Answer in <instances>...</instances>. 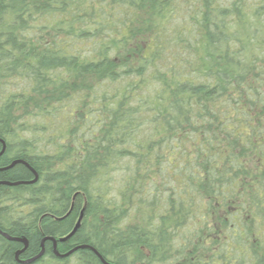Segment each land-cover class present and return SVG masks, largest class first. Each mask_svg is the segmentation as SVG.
I'll return each mask as SVG.
<instances>
[{
    "label": "trees",
    "instance_id": "1",
    "mask_svg": "<svg viewBox=\"0 0 264 264\" xmlns=\"http://www.w3.org/2000/svg\"><path fill=\"white\" fill-rule=\"evenodd\" d=\"M4 144L0 264H264V0H0Z\"/></svg>",
    "mask_w": 264,
    "mask_h": 264
},
{
    "label": "water",
    "instance_id": "2",
    "mask_svg": "<svg viewBox=\"0 0 264 264\" xmlns=\"http://www.w3.org/2000/svg\"><path fill=\"white\" fill-rule=\"evenodd\" d=\"M36 180V178L32 181V182H34ZM1 183H3V184H8V185H11V184H9V183H4V182H1ZM19 182H17V183H12V184H18ZM82 215H83V211L81 210L80 211V213H79V216H78V218H77V220H76V222L74 223V225H73V227H72V229H71V231L66 235V236H64V237H61L60 239H59V241H64V240H66L67 238H69L78 228H79V226H80V221H81V218H82ZM0 234L1 235H3L6 239H8V240H11V241H18V242H21L22 244H23V249H25L26 248V246H27V241L24 239V238H14V237H10V236H8V235H6V233H3V232H0ZM44 240H50V241H52L53 243L55 242V240L52 238V237H46V238H43L42 239V243H43V241ZM87 246H85V245H81V246H79L78 248H86ZM75 249H77V247L75 248ZM22 250V249H21ZM72 250H70L69 252H67V253H64V254H58V253H56V255L57 256H59V257H66L70 252H71ZM43 252H44V250H43V246L41 245V250L34 256V257H32V258H29V259H26V260H22V261H20V263L21 264H30V263H32L33 261H35V260H37L42 254H43ZM18 253H19V251L18 252H16V257H17V255H18ZM105 264H108V263H106L105 262Z\"/></svg>",
    "mask_w": 264,
    "mask_h": 264
},
{
    "label": "flooded vegetation",
    "instance_id": "3",
    "mask_svg": "<svg viewBox=\"0 0 264 264\" xmlns=\"http://www.w3.org/2000/svg\"><path fill=\"white\" fill-rule=\"evenodd\" d=\"M1 149V151H0V154L1 153H4V152H6V155L8 156V158L9 159H11V160H13L12 162L14 163V162H16V161H14V160H17V158L15 157V156H13L12 154H11V150H10V148H9V146H7L6 144H4V146L3 147H0ZM8 153H10V154H8ZM12 164V163H11ZM11 167V166H10ZM66 216V215H65ZM65 216H63L62 218H64ZM62 218H59V219H57V220H62ZM57 245V243L56 242H52V244H51V251L53 252V254L55 255V246ZM44 251H45V249H44Z\"/></svg>",
    "mask_w": 264,
    "mask_h": 264
},
{
    "label": "rangeland",
    "instance_id": "4",
    "mask_svg": "<svg viewBox=\"0 0 264 264\" xmlns=\"http://www.w3.org/2000/svg\"><path fill=\"white\" fill-rule=\"evenodd\" d=\"M6 88L9 89L10 91H14L15 90L14 87H10V86H9V88L6 86Z\"/></svg>",
    "mask_w": 264,
    "mask_h": 264
}]
</instances>
